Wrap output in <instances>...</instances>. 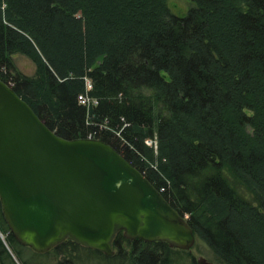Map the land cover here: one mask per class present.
Segmentation results:
<instances>
[{
    "label": "trees",
    "instance_id": "16d2710c",
    "mask_svg": "<svg viewBox=\"0 0 264 264\" xmlns=\"http://www.w3.org/2000/svg\"><path fill=\"white\" fill-rule=\"evenodd\" d=\"M191 1L177 15L168 0H0V80L59 137L112 146L189 216L217 261L264 264V0ZM18 53L34 77L17 72ZM2 225L28 264L0 201ZM113 247L108 257L66 240L45 254L58 264L85 252L104 264L190 257L123 233ZM12 257L0 237V264Z\"/></svg>",
    "mask_w": 264,
    "mask_h": 264
},
{
    "label": "water",
    "instance_id": "95a60500",
    "mask_svg": "<svg viewBox=\"0 0 264 264\" xmlns=\"http://www.w3.org/2000/svg\"><path fill=\"white\" fill-rule=\"evenodd\" d=\"M0 201L17 241L39 254L71 240L113 257L119 233L184 251L196 243L186 218L112 146L59 137L1 80Z\"/></svg>",
    "mask_w": 264,
    "mask_h": 264
},
{
    "label": "rangeland",
    "instance_id": "374dc122",
    "mask_svg": "<svg viewBox=\"0 0 264 264\" xmlns=\"http://www.w3.org/2000/svg\"><path fill=\"white\" fill-rule=\"evenodd\" d=\"M168 6L171 9V11L177 15H185L189 12V10L194 6L193 2L191 0H168ZM5 7V6H4ZM13 62L15 65V68L18 73L21 75L32 78L36 75L37 72V65L36 63L27 55L24 54H15L13 56ZM2 81V80H1ZM5 83V82H4ZM8 85V84H7ZM9 86V85H8ZM10 87V86H9ZM11 88V87H10ZM92 88L91 82L87 81V89L90 90ZM83 96V94L81 95ZM87 98V97H86ZM88 99V98H87ZM79 101L81 103L82 100ZM92 102V100L88 99L86 100V104H89ZM94 104H96V101H93ZM83 104V103H82ZM146 144L152 148V150L155 153V156L158 155V142L156 140H148ZM162 193V192H161ZM188 221L189 216L185 217ZM3 230L0 227V237L3 240L5 246L11 253L12 258H14L15 262L17 264H21L17 256L14 254L13 250L11 249L10 245L7 242V236H8V230L4 228ZM3 237V238H2ZM256 246L259 248V245H257L256 242H254ZM260 252H264V249L259 248ZM22 258L25 261H28V264H58V259L53 255V253L49 254H39L34 252L32 249L25 247L24 249H20ZM188 252V256H185L181 264H190L191 261H194L196 264H223L217 261L216 256L212 249L200 238H196V243L193 246V248ZM80 258L77 259L78 264H104L101 261H99V258L97 256H91L90 253H80ZM115 256V255H114Z\"/></svg>",
    "mask_w": 264,
    "mask_h": 264
},
{
    "label": "built area",
    "instance_id": "2783aa9c",
    "mask_svg": "<svg viewBox=\"0 0 264 264\" xmlns=\"http://www.w3.org/2000/svg\"><path fill=\"white\" fill-rule=\"evenodd\" d=\"M81 103L86 104V100H88L84 95L80 96Z\"/></svg>",
    "mask_w": 264,
    "mask_h": 264
}]
</instances>
